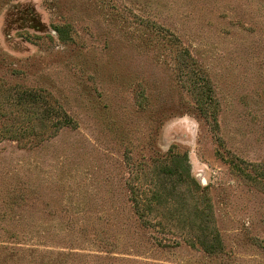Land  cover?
<instances>
[{"label": "rangeland", "instance_id": "rangeland-1", "mask_svg": "<svg viewBox=\"0 0 264 264\" xmlns=\"http://www.w3.org/2000/svg\"><path fill=\"white\" fill-rule=\"evenodd\" d=\"M186 50L218 131L182 81ZM26 90L78 127L50 138ZM32 126L41 143L9 138ZM169 154L204 189L206 232L200 199L159 172ZM131 186L180 204L144 225ZM210 228L223 253L186 243ZM0 264H264V0H0Z\"/></svg>", "mask_w": 264, "mask_h": 264}, {"label": "trees", "instance_id": "trees-1", "mask_svg": "<svg viewBox=\"0 0 264 264\" xmlns=\"http://www.w3.org/2000/svg\"><path fill=\"white\" fill-rule=\"evenodd\" d=\"M180 65L182 81L185 84L187 83L186 85L197 97V105L200 112L205 116L210 115L213 121V130L218 131L219 124L215 112L216 110L218 111L219 102L215 96V90L210 77L200 68L196 67V61L187 50L184 51L182 55ZM42 92L44 91L26 90L20 93L18 103H26L27 105L37 108L38 110L34 112V119L38 120L40 125L49 119H57L54 122V127L57 128V131L50 135V138L55 137L57 135L56 133L64 127L76 129L78 124L66 112L61 110V106H57V102H54L55 107L53 104L50 106L45 105L46 102L44 96L41 94ZM28 124H31L30 121H28ZM9 133V138L16 141L33 137L41 143L44 141L45 137L44 134L36 132L33 126L31 130L29 128L22 129L21 132L11 130ZM166 159L167 161L164 166H161L159 169L160 173L162 172L167 178L173 180L176 184V188L186 187L187 191L185 192L188 194L190 193L193 200H198L199 198L200 200L198 201H201L202 197H205L202 199V204L204 203V206H200L198 201L194 204L195 207L192 216L199 221V224L195 221L192 222L195 225H198L199 229L206 232L209 229V225L213 223V210L207 196H205L204 189L197 184L191 175L188 156L185 154H169ZM173 197L176 198L177 196ZM178 197L180 198V195H178ZM175 198L170 197L168 199L161 193V191L157 190L148 196L141 187L131 186V201L138 218L144 225H148L150 223L149 218L159 208L164 207V205H166V209L169 210L174 206H178L180 203ZM185 199L187 201V198ZM176 209L172 210L170 215L173 214L175 216L174 212ZM161 216H163V213L160 217ZM186 243L193 249L201 248L209 255L221 254L225 249L220 232L214 228H210L209 233H203L202 237H197L196 242L188 239L186 240Z\"/></svg>", "mask_w": 264, "mask_h": 264}]
</instances>
